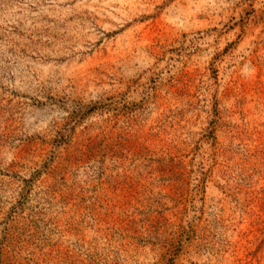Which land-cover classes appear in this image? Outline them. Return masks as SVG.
<instances>
[{"label": "rangeland", "instance_id": "obj_1", "mask_svg": "<svg viewBox=\"0 0 264 264\" xmlns=\"http://www.w3.org/2000/svg\"><path fill=\"white\" fill-rule=\"evenodd\" d=\"M0 264H264V0H0Z\"/></svg>", "mask_w": 264, "mask_h": 264}]
</instances>
